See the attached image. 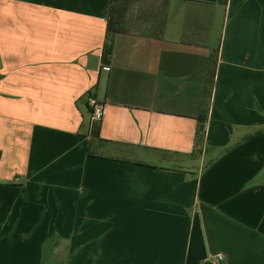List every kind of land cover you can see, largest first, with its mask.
Listing matches in <instances>:
<instances>
[{
    "label": "crops",
    "instance_id": "0c3cea01",
    "mask_svg": "<svg viewBox=\"0 0 264 264\" xmlns=\"http://www.w3.org/2000/svg\"><path fill=\"white\" fill-rule=\"evenodd\" d=\"M127 1L0 0V264H264V0Z\"/></svg>",
    "mask_w": 264,
    "mask_h": 264
},
{
    "label": "trees",
    "instance_id": "16d2710c",
    "mask_svg": "<svg viewBox=\"0 0 264 264\" xmlns=\"http://www.w3.org/2000/svg\"><path fill=\"white\" fill-rule=\"evenodd\" d=\"M228 0H219V3L226 5ZM128 1L127 0H111V6L108 14V25H107V42L105 43L102 61L105 65L109 64L112 51H113V38L116 34L119 33L122 21L125 19L128 11ZM96 125L93 126L92 132L93 137L97 136ZM204 138V121L198 120L197 130H196V146L198 147L195 150L194 154L199 155L202 150V143Z\"/></svg>",
    "mask_w": 264,
    "mask_h": 264
},
{
    "label": "rangeland",
    "instance_id": "374dc122",
    "mask_svg": "<svg viewBox=\"0 0 264 264\" xmlns=\"http://www.w3.org/2000/svg\"><path fill=\"white\" fill-rule=\"evenodd\" d=\"M132 2H135L136 0H130ZM44 253L42 256H39V259H41V261H37L38 256H35V263L37 264H67V257L65 255H55L52 256L50 254L51 249H48L47 246H45V248L43 249Z\"/></svg>",
    "mask_w": 264,
    "mask_h": 264
},
{
    "label": "built area",
    "instance_id": "2783aa9c",
    "mask_svg": "<svg viewBox=\"0 0 264 264\" xmlns=\"http://www.w3.org/2000/svg\"><path fill=\"white\" fill-rule=\"evenodd\" d=\"M104 70H107V68L105 67ZM88 108L91 112V117L93 120H100L101 119L103 109H104L102 104H100L99 102H97L93 98H90L88 100ZM217 259L220 260L221 256H218Z\"/></svg>",
    "mask_w": 264,
    "mask_h": 264
}]
</instances>
